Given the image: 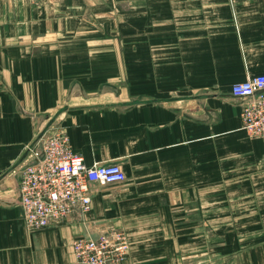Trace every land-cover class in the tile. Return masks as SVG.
I'll list each match as a JSON object with an SVG mask.
<instances>
[{
    "label": "crops",
    "instance_id": "obj_1",
    "mask_svg": "<svg viewBox=\"0 0 264 264\" xmlns=\"http://www.w3.org/2000/svg\"><path fill=\"white\" fill-rule=\"evenodd\" d=\"M152 2L0 0V264H76L72 241L106 227L126 233L125 264H264V141L230 92L264 74V0ZM59 128L125 178L30 231L17 171Z\"/></svg>",
    "mask_w": 264,
    "mask_h": 264
},
{
    "label": "built area",
    "instance_id": "obj_2",
    "mask_svg": "<svg viewBox=\"0 0 264 264\" xmlns=\"http://www.w3.org/2000/svg\"><path fill=\"white\" fill-rule=\"evenodd\" d=\"M30 3L60 0H28ZM231 95L240 100L241 127L249 138L264 141V74L234 83ZM17 203L24 226L35 230L76 212L90 209V185L120 183L125 175L119 163H84L74 152L63 130L44 132L29 148V160L19 167ZM130 243L126 233L114 227L96 235L75 238L71 249L76 264H125Z\"/></svg>",
    "mask_w": 264,
    "mask_h": 264
},
{
    "label": "rangeland",
    "instance_id": "obj_3",
    "mask_svg": "<svg viewBox=\"0 0 264 264\" xmlns=\"http://www.w3.org/2000/svg\"><path fill=\"white\" fill-rule=\"evenodd\" d=\"M140 1H143V0H140ZM156 2H152L153 4H148L149 7H148V12H149V15H151L152 13V10H155L154 12L157 13L159 15V13L161 11H165V15H182V7H184L185 9V6L187 7V10L186 12L189 13V8L192 10L194 9V5L193 4H185V3H182V0H171V2L168 4L167 3V6L166 5H162L160 3V1H163V0H155ZM168 1V0H167ZM188 1H193V0H188ZM146 3H140L137 7V12H141V11H146ZM166 4V3H165ZM113 5V3H112ZM121 5H123V9L125 8H129L130 7V4L128 2H124L122 3ZM161 5L163 7H161ZM153 6V7H152ZM167 7V8H166ZM152 8V9H151ZM169 8V9H168ZM118 9V8H117ZM113 11H116L115 9ZM114 13V12H112ZM117 13H118V10H117ZM206 231H211V229H205ZM130 250V248H129ZM129 254V252H128Z\"/></svg>",
    "mask_w": 264,
    "mask_h": 264
}]
</instances>
